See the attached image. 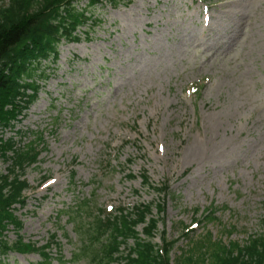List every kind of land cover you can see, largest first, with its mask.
I'll return each instance as SVG.
<instances>
[{
    "label": "rangeland",
    "instance_id": "1",
    "mask_svg": "<svg viewBox=\"0 0 264 264\" xmlns=\"http://www.w3.org/2000/svg\"><path fill=\"white\" fill-rule=\"evenodd\" d=\"M95 17L82 29L90 40L63 42L44 65L49 78L35 79L43 88L24 118L0 128V141L41 153L16 209L25 242L42 247L56 234L64 259L52 264H87L71 260L80 237L62 213L87 197L105 214L154 203L157 217L165 203L155 243L163 232L177 243L171 264L189 248L185 228L241 245L263 233L264 0H121ZM9 168L0 153V175ZM144 171L171 195L143 188ZM17 234L10 227L8 241ZM41 263L38 253L0 256Z\"/></svg>",
    "mask_w": 264,
    "mask_h": 264
},
{
    "label": "trees",
    "instance_id": "2",
    "mask_svg": "<svg viewBox=\"0 0 264 264\" xmlns=\"http://www.w3.org/2000/svg\"><path fill=\"white\" fill-rule=\"evenodd\" d=\"M82 1L87 4L79 9ZM119 2L121 0H7L0 5L1 129H12L13 122L37 100L42 87L35 79L47 77L44 65L58 60L62 41L81 42L78 31L81 34V29L89 23L92 26L99 23L94 16L95 10L105 3L117 5ZM82 35L90 40L89 32ZM0 153L10 162L8 174L0 175V256L38 253L41 264H52L54 260L63 262L58 235L53 234L46 245L38 247L36 243H26L20 234L23 224L16 209L25 206V193L31 189L24 173L27 166L39 162L37 145L25 147L13 140H1ZM75 176L73 172L71 185L75 184ZM128 177L135 178L134 175ZM140 178L144 188L153 189L160 196L171 195L167 183L155 187L147 172ZM153 207L154 203L140 204L131 211L119 209L117 214L107 215L97 208L91 197L78 200L68 211H62L80 237V247L72 253V262L171 264V254L177 243L170 241L166 232L162 234V243H155L161 216L166 214V204L156 205L157 217L153 216ZM217 212L216 208L208 209L204 217L213 221ZM85 218L88 223H83ZM140 226H143V233L139 232ZM10 227L18 232L15 243L7 239ZM186 232L185 238L190 245L180 255L178 264H264V232L250 236L246 245L225 243L210 233L193 239V231ZM53 249L57 251L56 257L52 255Z\"/></svg>",
    "mask_w": 264,
    "mask_h": 264
}]
</instances>
